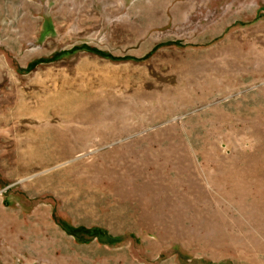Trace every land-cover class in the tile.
I'll list each match as a JSON object with an SVG mask.
<instances>
[{
  "label": "rangeland",
  "instance_id": "obj_1",
  "mask_svg": "<svg viewBox=\"0 0 264 264\" xmlns=\"http://www.w3.org/2000/svg\"><path fill=\"white\" fill-rule=\"evenodd\" d=\"M0 264H264V0H0Z\"/></svg>",
  "mask_w": 264,
  "mask_h": 264
},
{
  "label": "bare ground",
  "instance_id": "obj_2",
  "mask_svg": "<svg viewBox=\"0 0 264 264\" xmlns=\"http://www.w3.org/2000/svg\"><path fill=\"white\" fill-rule=\"evenodd\" d=\"M84 96H85L84 92L80 95L75 93L66 94L63 91H60L59 99L55 100V102L57 103L56 107L62 110V108L69 106V104L71 103H75V102L80 103V101L84 98Z\"/></svg>",
  "mask_w": 264,
  "mask_h": 264
},
{
  "label": "trees",
  "instance_id": "obj_3",
  "mask_svg": "<svg viewBox=\"0 0 264 264\" xmlns=\"http://www.w3.org/2000/svg\"><path fill=\"white\" fill-rule=\"evenodd\" d=\"M68 232L73 236L84 235V236L91 237V238L101 237V233L96 229L84 230L80 228H75V229L68 230Z\"/></svg>",
  "mask_w": 264,
  "mask_h": 264
}]
</instances>
